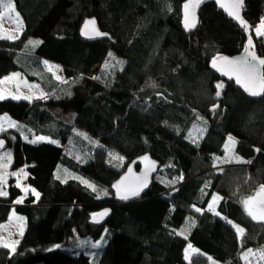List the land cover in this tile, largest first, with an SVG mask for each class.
Wrapping results in <instances>:
<instances>
[{
	"label": "trees",
	"instance_id": "16d2710c",
	"mask_svg": "<svg viewBox=\"0 0 264 264\" xmlns=\"http://www.w3.org/2000/svg\"><path fill=\"white\" fill-rule=\"evenodd\" d=\"M182 2L13 0L22 30L13 40L0 39V78L24 72V53H30L78 80L45 99L0 101V115L18 123L0 133L12 153L11 169L23 168L39 194L10 206L22 194L12 177L0 196V224L12 210L25 218L15 251L0 247V264H208L209 258L264 264V223L243 207L247 196L264 189V92L249 98L209 68L216 54L242 50L244 30L208 2L198 28L187 34ZM263 16L264 0H246L243 18L262 58L264 37L253 25ZM90 17L107 38L81 39V23ZM36 40L42 43L33 47L29 42ZM128 66L142 75L133 90L120 87ZM50 106L73 113L72 121L56 118ZM37 135L60 144L29 142ZM228 136L235 139V160L219 168ZM144 153L160 162L151 186L139 202H117L112 183ZM66 174L79 179L62 183ZM81 179L108 195L97 199ZM216 193L219 216L208 210ZM107 206L104 224L90 223ZM228 221L242 225L243 236L238 239ZM96 241L100 247L93 248ZM189 245L194 254L187 262Z\"/></svg>",
	"mask_w": 264,
	"mask_h": 264
},
{
	"label": "snow or ice",
	"instance_id": "6c2138e0",
	"mask_svg": "<svg viewBox=\"0 0 264 264\" xmlns=\"http://www.w3.org/2000/svg\"><path fill=\"white\" fill-rule=\"evenodd\" d=\"M205 2H206V0H195V6L198 7L199 4H202V3H205ZM217 3H218V5L223 7L225 9V11L228 12L229 15L233 16V18L237 20V22L241 25V27L244 28L245 32L248 31V26L246 25V22L243 21L239 17V15H236V14H234L231 11L230 5H226L224 3H221V0H217ZM236 3H238V0H233L232 4H236ZM0 7H3V9L5 10L4 13H0V16L6 14L8 16V19L15 24L17 29H19L20 26H21V18L19 16V13L15 12V6H14V3H13V0H6V2H5V0H0ZM185 9H186V11H185V29L189 30V25L187 24V15H188L187 14V4L185 5ZM192 26H194V25H192ZM261 27H264V20L261 21V25L256 27L257 36H262L261 31H260ZM93 34L95 36L104 35V34L100 33L98 30L95 29L94 21L93 22H86L84 27L81 29V35L82 36H88L89 38H92ZM3 38L12 39L14 37H12V36L5 37L3 35H0V39H3ZM29 43H31L33 45V47H36L39 44H41L42 41L36 40V41H30ZM249 45H251L253 47V40H252L251 35H249L248 41L244 45V55L238 56V57H236L234 59H229L227 57L214 58V60L212 61V67L213 68L216 67V62L217 61H224V62H226L229 65H235L236 68L241 73H243L245 76H253V75H258L259 76L258 69H259V67L261 65H264V60H261L259 63H257V61L255 59H251L250 60L248 58L249 51H250ZM109 55L111 56V53H109ZM44 64L48 68L49 71L52 70V66L49 65L47 61H44ZM57 68H58V66H57ZM224 74L225 73L222 72V75H224ZM19 75H20L19 73H13V74H11V76L5 77L4 80H0V84H4L6 82L17 81L16 93H11L9 91V92H7V94H5V92L3 90H0V101H3V100H5V99L10 97L11 99L17 100V101L23 99V100H27V101L31 102L33 96L31 94L24 95L23 93H21L20 92V85L23 84V86L28 87L30 93H31L32 89L35 88L36 86L35 85H29L27 83V81H19L18 80ZM56 78L57 79H62L59 76H57ZM228 78L232 79L233 77L229 76ZM239 82H240L239 79H237V83H239ZM216 87H217V89H222L223 88V84L222 83L221 84H217ZM260 87L262 89L260 92L251 91L247 87H245V90L249 91L250 94L260 95L262 92H264V77H261ZM220 95H221V92L219 90H217L216 96L219 97ZM40 96L42 97L43 93H40ZM14 127H17L16 123L14 121L8 119V117L6 115L0 117V132H4L6 130V128H14ZM78 134L79 135H83L82 133H78ZM201 134H202V131H201ZM13 139H15V137H13ZM24 139H27V137H24ZM39 141L57 143L56 141H49L48 138H46V137H35L33 140H31L29 142L36 143V142H39ZM4 143H5L4 140H0V148H2L4 146ZM233 144H234V141H233L232 137L229 136L228 140L226 141L225 146H224L225 150H226V156H228V151L230 150V148H231V146ZM111 155H112L113 159H120V160L123 159L122 157H117L114 153L111 154ZM9 156H10V154H9ZM143 159L144 160H148V157H144ZM231 159H232V157L228 156V158L225 159L223 162H225V163L230 162ZM236 160L239 162V158H236ZM149 168H151V170H153V171L155 170L154 166H152L151 164L149 165ZM20 172L24 173L26 175V173H25L23 168L20 170ZM128 172L129 173L132 172V168L131 167H129ZM13 175L15 176L16 173H13ZM68 178L79 179L78 177H71L70 174H66L63 179H61V177L59 175L57 176V179H61L62 183L66 182V180ZM147 178H148V170L147 169H146V171L144 172L143 175L135 177L130 182L128 181L127 177L122 178L121 182H119L116 185H113V188L116 189L117 198H119L121 200H128L131 197L139 196L140 192L144 188L147 187V182H148ZM182 178L183 177L181 176L179 179H182ZM0 181H2V177H0ZM81 183L85 184V186L88 187L89 189H91L92 191L97 192V197H96L97 199H100L103 196H107L108 195L107 190L98 191L95 188L94 185H92L91 183H89L86 180H82L81 179ZM171 183L175 184V183H177V180L173 179L171 181ZM19 186L20 185L18 183L17 187H19ZM23 191L25 192V194H27L28 189L25 188V189H23ZM32 191H33V194L36 195L37 198H38L39 194L36 193L34 189ZM3 195H7V193L3 192V191H0V196H3ZM253 199L254 198H249L248 200L243 201L245 211L247 212V214L249 216H251V218L253 220H258V219L259 220H264V199H261L258 202V211L261 213L260 215H257V210H254V207L252 206L253 205ZM218 200H219V198L217 196H215V194H214L212 200L208 204V210L214 212V214L217 215V216H219L220 213L215 211L214 205L218 203ZM21 202H22V199H18V200L15 201V203H21ZM196 211L199 212V211H201V209L196 208ZM108 213H109V210H104L102 212L94 214L92 216V221L95 222V223H99L106 215H108ZM13 215H14V213H13ZM221 218L224 219L223 217H221ZM17 219L21 220L22 218L17 217ZM228 223L231 224L232 222L228 221ZM232 226H233V228L236 229L238 238L243 236L244 230L242 228H240L236 224H232ZM22 234H23V232L21 230L20 235H22ZM101 239L103 240V238H101ZM0 241H3V238H0ZM18 243H19L18 240L17 241H12V245H15V244H18ZM100 244H101V241H96L91 246L93 248H98V247H100ZM0 246L5 247V248L10 247L9 243H7V242L0 243ZM57 247H60V246L58 245ZM189 248H191L190 245H189ZM12 251L13 252L15 251V247L14 246L12 247ZM251 251L252 250L249 249L248 253H245V256L250 254ZM186 258H187V256H186Z\"/></svg>",
	"mask_w": 264,
	"mask_h": 264
},
{
	"label": "rangeland",
	"instance_id": "374dc122",
	"mask_svg": "<svg viewBox=\"0 0 264 264\" xmlns=\"http://www.w3.org/2000/svg\"><path fill=\"white\" fill-rule=\"evenodd\" d=\"M5 2H6V0H5ZM4 11L5 10L3 9V7H0V13H4ZM15 12L19 13L16 8H15ZM19 16H20V14H19ZM20 18H21V16H20ZM262 20H264V16L256 24L253 25V31H254L256 36H257L256 27L261 25ZM21 30H22V19H21V26L19 29H17L15 24L8 19V16L6 14L0 16V35H3L5 37L12 36L14 38H12L10 40H13V39L17 38V36L20 34ZM260 31H261L262 36L264 37V27H261ZM3 39H8V38H3ZM49 65L52 66V71L56 75H58L59 77L62 78L60 80L65 81L67 76L63 72L62 68L60 66H58V68H57V66L54 65L53 63H49ZM13 73H17V72L16 71L10 72L9 74L3 76L2 78L4 79L5 77L11 76V74H13ZM141 77H142V75L139 71H137V70H135L129 66L124 67L123 77L121 80L122 83L120 84V87H122L126 90H133L139 84ZM90 79L91 78H89V77L84 78L82 84L80 85L81 88H83V86L86 85L88 83V81H90ZM22 81H27V83H28L29 80L24 78ZM1 86H4V89H6L4 91L5 94H7V92H9V91L11 93H16L17 81L13 85L5 84V85H1ZM2 89H3V87H0V90H2ZM20 92L23 93L24 95L31 94L33 96V98H37L38 96L40 97V93H41L37 87L33 88L31 93H30L29 88L23 86V84L20 85ZM43 96H44V93H43ZM50 108H51L52 114L56 118L61 119L65 122L70 121L72 119V117L74 116L73 113L65 112L62 109H60L59 107H55V106L51 107L50 106ZM5 115L8 117V119L13 121V119L10 116H8L7 114H2V115H0V117L5 116ZM9 129L10 128H6V130H9ZM228 137H227V140H228ZM232 139H233L234 144H235V139L234 138H232ZM56 142H57V144L59 143V141H56ZM234 144L232 146L230 145L231 148L228 151V156L232 157L230 162H233L235 160L234 153H233ZM9 154H10V156H9ZM228 156H226V150L224 147L223 156H221L218 159V163L220 164L219 168L221 166H224L225 164L230 163V162H227V163L223 162L225 159L228 158ZM11 165H12L11 150L9 148H5L2 151H0V177H2V181H0V191L7 192L8 183H9L10 179L13 177V178H15V183L16 184L19 183V185H20L19 187L21 188L22 194L18 199H22V201H23V199L28 195H33L35 198H37V196L33 194V191H32L33 188L27 184V181H26L27 173L25 172L26 175L24 173H21L20 170L22 168L17 169V170L11 169ZM13 173H16V175L14 176ZM25 188L28 189L27 194H25V192L23 191V189H25ZM215 196H217L220 200L221 196L219 194L216 193ZM249 198H254L252 206L254 207V210H257V215H260L261 213L258 211V202L261 199H264V189L260 188V189L256 190L255 192H253L252 194L247 196L245 198V200H248ZM18 199H16V200H18ZM18 204H21V203H15L14 202V204H11V206H15ZM216 205L217 204L214 205L215 211H216ZM193 209L196 211V208H193ZM244 210H245V208H244ZM13 213H14V215H13ZM245 213H247V212L245 211ZM17 217H20L22 219L18 220ZM255 221L264 223V220L258 219ZM232 224H236L244 230L243 226L240 225L239 223L237 224V223L232 222L230 225L232 226ZM189 226H190V224H186L183 227V229L181 230L182 235H185L187 233ZM232 228H233V226H232ZM24 229H25V218L22 215L17 214L14 210H12L9 214L8 219L5 222L0 224V238H3V241H0V243H3V242L9 243L10 247H8V249H10V250H12L13 246L16 248L17 244L12 245V241H17V240L19 241L21 236H22V235H20V232H21V230L23 232ZM233 229L236 232V229L235 228H233ZM236 234H237V232H236ZM0 247H2V246H0ZM245 253H248V251H243L241 253L242 259H246V257H248L250 255V254H248L247 256H245ZM193 254H194V250L192 248L188 247L185 250V260L188 262L190 260L191 256H193ZM186 256H187V258H186ZM208 264H219V263L216 260L209 258Z\"/></svg>",
	"mask_w": 264,
	"mask_h": 264
},
{
	"label": "water",
	"instance_id": "95a60500",
	"mask_svg": "<svg viewBox=\"0 0 264 264\" xmlns=\"http://www.w3.org/2000/svg\"><path fill=\"white\" fill-rule=\"evenodd\" d=\"M208 2H212L215 4L216 8L220 11H222L224 13V15L232 20L238 27L242 28L244 30L243 27H241V25L237 22L236 19L233 18V16L229 15L227 11H225V9L223 7H221L220 5H218L217 0H206L205 3ZM246 0H238V3L236 4H232L233 0H221V3H224L226 5H230L231 7V11L236 14L239 15V17L246 22V25L248 26V31L245 32L244 30V34H245V41H244V45L247 43L248 41V37L250 35V25L249 23L243 18V7L245 5ZM199 4V6H195V0H183V2L181 3V7H180V25L182 30L185 33H190L195 31L198 28L199 25V11L200 8L205 4ZM187 4V24L189 25V30L185 29V5ZM94 21V27L96 30H98L100 33L104 34L101 36H95L93 34L92 38H89L88 36H82L81 35V29L84 27L86 22H93ZM194 25V26H192ZM79 35L81 37V39L85 40V41H95V40H100V39H104L108 37V34L102 32L97 24V21L94 17H90V18H86L83 20V22L81 23L80 29H79ZM250 51H249V56L248 58L251 59H255L257 61V63H259L261 60H264V58L260 57L257 55V53L254 50V43H253V47L251 45H249ZM244 55V46L242 48V50L239 53H236L234 55H227V54H216L215 56H213L209 62V68L210 70H212L215 74L218 75V77L220 79L225 80L226 82H234L235 85L249 98H259L262 93L260 95H253L250 94L249 91L245 90V87L249 88L251 91L254 92H260L262 89L260 87V83H261V77H264V65H261L258 69V75H253V76H245L243 73H241L235 65H229L224 61H217L216 62V67L213 68L212 67V61L214 60V58L217 57H227L229 59H234L238 56H242ZM222 72L225 73L224 75H222ZM232 76V79H229L228 77ZM237 79H239V83H237ZM243 85V86H242ZM0 140H4L3 138H0ZM5 142V141H4ZM6 148V143H4V146L2 148H0V151H2L3 149ZM144 157H148V160H144ZM154 166L155 170H151V168H149V165ZM160 166V162L158 159H156L155 157H153L150 153H144L138 157H136L135 159H133L130 163H128V165L126 166L125 170L118 176V178L112 183L111 185V189L115 194V199L117 202L119 203H130V202H139L142 200V196L145 193L146 190H148V188L151 186L152 181L155 177V175L158 172ZM129 167L132 168V172L129 173L128 169ZM146 169L148 170V182H147V187L144 188L141 192L139 196H135V197H131L128 200H121L119 198H117L116 196V189L113 188V185L118 184L119 182H121L122 178L127 177L128 181H132L135 177L137 176H141L144 174V172L146 171ZM11 206V205H10ZM104 210H109L108 215H106L99 223H95L92 221V217L90 219V223H93L97 226L104 224V222L106 221V219L108 218L109 214H110V207H104L102 208L99 212H102ZM98 212V213H99ZM97 214V213H96Z\"/></svg>",
	"mask_w": 264,
	"mask_h": 264
},
{
	"label": "crops",
	"instance_id": "0c3cea01",
	"mask_svg": "<svg viewBox=\"0 0 264 264\" xmlns=\"http://www.w3.org/2000/svg\"><path fill=\"white\" fill-rule=\"evenodd\" d=\"M24 54H26L27 56L24 55ZM24 54H22V55L29 58V61L27 60V62H29V64L26 65L27 67L25 66V68H24V66H22V69L24 70V72L16 71L17 73L20 74L18 80L19 81H22L25 78V79L29 80L28 81V84L35 85L39 89V91L41 93H44V96H42V97L41 96L40 97L38 96L37 98H33L32 101L38 100V99H45L49 95L56 94L59 91V88H60L59 85L62 84V83L68 84V83L71 82V84L73 85L78 80L77 77H74L73 78V77H68V76L66 77L65 81L64 80L62 81L60 79H57L56 77L58 75H56L52 70L49 71L48 68L44 64V61H47L48 64L49 63H53L54 65L61 67L60 64L55 63V62H52V61L45 60L43 58L34 57L30 53H24ZM29 77H31V78H29ZM1 78H0V80H4L3 78L2 79ZM14 83H16V81L6 82L4 84H0V87H3L2 90L5 91L6 89H4V86H1V85H5V84H7V85H10V84L13 85ZM69 86H71V85H69ZM69 88L70 87H65L64 90H67ZM49 110H51L50 107H49ZM72 119H73V117H72ZM72 119L69 122H71ZM14 122L16 123V125H18V123L16 121H14ZM10 129H12V128H10ZM35 137H46V136L37 135ZM46 138H48L49 141H57V140H52L49 137H46ZM43 142H46V141H43ZM49 143H51V142H49ZM52 144L59 145L60 143H58V144L57 143H52Z\"/></svg>",
	"mask_w": 264,
	"mask_h": 264
}]
</instances>
